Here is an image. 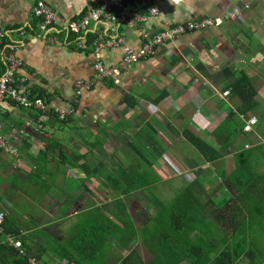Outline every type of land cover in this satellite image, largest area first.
Wrapping results in <instances>:
<instances>
[{
    "label": "crops",
    "instance_id": "0c3cea01",
    "mask_svg": "<svg viewBox=\"0 0 264 264\" xmlns=\"http://www.w3.org/2000/svg\"><path fill=\"white\" fill-rule=\"evenodd\" d=\"M106 1L46 0L55 12L68 21L78 20L90 8L98 7ZM35 3L36 0H0V19L8 30L7 43L17 45V55L25 62L19 75L27 78L34 94H45L50 96L51 104L67 107L75 81L80 78H93L91 67L97 57L108 65H115L121 60L123 52L122 49H106L97 56L90 46L78 48L75 39L68 40L69 36H74H67L65 33L60 34L57 44L46 42L40 37L38 19L33 14ZM247 4L249 9L236 22L181 36L173 43L160 46L154 55L132 66L124 75L121 85L111 82L97 83L80 100V109L85 116H75L68 124H61L52 115H40L37 119L38 112L6 103L0 111V134L24 150L23 164L32 168L36 154L45 146L42 136L55 139L61 144V148L73 147L81 152L89 149L90 143L101 137L103 147L98 153L110 151L112 161L125 158H122L120 152L123 147L111 146V140L115 137L140 145L141 141L151 139L165 151L161 159L155 157L154 171L162 177L161 173H164L158 165L162 161L165 162V167H173L169 152L186 143L182 135L185 128L193 126L198 135L206 130L215 132L220 129L219 124L237 110L236 100L230 94L223 95L232 81V78L225 76L224 70L244 71L251 76L258 89L259 106L247 115L236 112L232 119L237 116L244 127L249 117L257 116L258 123L251 132L245 133L241 126L235 132L236 138L251 135L252 148L247 149V145L241 148L236 140L233 144L232 139L229 143H213L221 151L223 159L209 164L189 145L187 150L192 149L190 151L194 156V168L192 172L189 171L190 176H181L189 180L198 176L209 184L208 190L211 192L214 180L233 174L240 163L251 168V172H261L260 175H264V170L255 172L252 163L254 160L264 159V0H129L126 10L119 15L118 33L129 46L139 48L145 33L152 34L168 26L206 16L221 17ZM149 6L157 7L158 15H150L146 10ZM22 30L25 31L24 35L20 34ZM90 32L96 38H106L108 26L94 23L90 26ZM165 92L168 96L157 103V98ZM129 95L136 100V107L133 109L125 103V97ZM47 99L44 98L45 101ZM145 116L148 118L145 119ZM76 117L82 125L78 124L79 127L75 128L72 124ZM38 120L43 134L37 133L38 136L32 135L30 138L18 137L17 131L20 128L28 122L35 125ZM133 122H137V125ZM147 122H153L155 130L153 133L148 130L147 134H143L141 131L145 130ZM205 122L209 123L208 127L214 124L212 130L204 128ZM257 125L258 129L255 130ZM174 144L178 147L173 146ZM24 145L30 146L28 150ZM240 156L244 158H239ZM182 157L185 159V156ZM97 158L98 156L89 161L94 169L92 174L85 176L83 173L77 176L79 165L83 161L76 163L69 157L65 166L64 184L75 191L78 184L74 187L71 183L84 179L95 181L92 175L96 173L97 176L99 162L111 164L105 157L95 161ZM171 173L172 177H177L172 170ZM86 186L90 188L89 185ZM91 191L93 192L92 189ZM254 195L256 198L260 196L258 192ZM144 208L148 209L147 206ZM263 225L264 222H261L257 227L264 234ZM257 227L255 231H258ZM248 263L247 259L242 264Z\"/></svg>",
    "mask_w": 264,
    "mask_h": 264
},
{
    "label": "trees",
    "instance_id": "16d2710c",
    "mask_svg": "<svg viewBox=\"0 0 264 264\" xmlns=\"http://www.w3.org/2000/svg\"><path fill=\"white\" fill-rule=\"evenodd\" d=\"M71 39H75V36L68 37V40ZM95 39V36L89 34L86 45H91ZM2 73L3 70H0V76ZM224 74L227 78H232L228 91L238 102L237 110L227 118H233L236 112L250 114L259 106L258 89L253 79L244 71L232 72L225 69ZM34 95L48 98L46 102L50 103V96ZM167 96L166 92L163 93L157 98V103ZM135 102L133 96L125 97V103L131 109L136 107ZM40 115L42 114L38 113L36 118ZM76 116H85L80 103L77 105ZM54 117L63 125L70 123L73 118L61 121L57 116ZM153 122H147L145 130L141 132L147 134L146 131L151 130L153 133ZM194 129L192 126L183 130V138L190 147L206 163L214 164L222 160L221 151ZM35 135L38 136L36 133ZM223 136V140H218L219 144L228 140V135ZM42 138L45 146L36 154L34 168L28 171L11 164L16 173L8 184L9 188L14 189L12 196L15 192H24L28 196L29 200L22 195L25 203L34 210L36 217L27 218L33 219L34 225L20 220L14 207L7 204V191L2 189L3 182H0V216L4 217V233H0V264H30V258L45 264H61L63 261H67V264H115L113 257L122 259L123 264H242L247 259L248 264H264V261H259L263 256L262 252L252 248L248 235V226L264 222V175L251 172V168L245 164L240 163L233 174L220 178V183L211 192L208 190L209 184L198 176L192 180L184 179L182 190L173 199L167 200L158 194V186L164 181L154 171L155 157L161 159L165 151L151 139L145 138L146 150L128 142L126 146L129 151L125 156L127 161L125 158L113 160L111 164L101 161L96 168L101 186L112 198L110 202L97 204L89 198L82 202L83 207L77 212L74 209L78 200L65 193V166L69 157L76 163L84 160L82 172L85 176L92 174L94 169L89 161L97 157L99 149L103 147L101 137H97L90 143L89 149L83 152L61 148V144L55 139L45 136ZM24 147L28 150L30 146ZM0 168L5 169L6 164L2 162ZM62 174L64 177L60 183L64 190L56 180ZM85 180L80 181L77 189L93 193L86 186ZM223 187L233 195L227 202L221 203L217 201L216 194ZM257 192L260 195L258 198L254 195ZM18 195L21 194L10 199L13 204L20 203ZM46 196L61 201L56 216L67 219L70 214V217L76 218L64 240L53 238L47 227L51 226L50 222L56 216H45L46 221L38 220L42 213L37 215L40 211L37 208V204L40 205L38 200ZM63 197L65 198L61 200ZM139 199L146 200L151 209L142 206L132 212V205ZM5 234H11L22 242L21 250L24 254L6 244ZM135 239H138L139 247L144 248L151 259L143 260L141 251L133 245ZM117 245L126 251L124 258L116 250Z\"/></svg>",
    "mask_w": 264,
    "mask_h": 264
},
{
    "label": "built area",
    "instance_id": "2783aa9c",
    "mask_svg": "<svg viewBox=\"0 0 264 264\" xmlns=\"http://www.w3.org/2000/svg\"><path fill=\"white\" fill-rule=\"evenodd\" d=\"M129 0H107L98 7L90 8L85 15L78 20H66L46 2V0H36L33 7V14L38 19L40 37L51 44L59 43V36L62 33L75 36V45L80 48H92L97 56L103 50L122 49V57L119 63L115 65L106 64L101 58L92 64L93 78L77 79L73 86L71 101L67 107H58L47 103L43 98L33 94L28 80L25 76L19 75L25 62L17 55V45L7 43L8 30L0 19V70H3L0 76V111L3 106L12 102L17 107L33 110L42 115L57 116L59 120L65 121L77 115V105L81 98L92 91L97 83L111 82L114 85H121L124 75L135 64L148 59L154 55L156 50L163 45L175 42L181 36L193 35L197 32L205 31L209 28H220L226 23L240 20L249 5L242 8L229 11L221 17L206 16L194 21L182 22L168 26L155 33H145L142 35V43L139 48H133L126 43L124 37L118 33V18L126 10ZM148 13L152 16L158 15L157 7L149 6ZM94 23H104L108 26L106 38H96L91 45H86V38L90 32V26ZM21 35L25 31H20ZM224 96L229 95L225 91ZM258 123L257 116L249 117L243 127L245 133L252 131L253 126ZM42 133V126L38 120L35 125L28 122L24 127L17 131L19 136L30 138L32 135ZM247 147V146H246ZM0 154L20 160L22 153L7 137L0 134ZM4 217L0 216V233H4ZM5 242L8 246L21 250L22 242L15 239L11 234H5ZM21 253L24 254L23 250ZM30 264H45L35 258L29 259ZM61 264H67L63 261Z\"/></svg>",
    "mask_w": 264,
    "mask_h": 264
},
{
    "label": "rangeland",
    "instance_id": "374dc122",
    "mask_svg": "<svg viewBox=\"0 0 264 264\" xmlns=\"http://www.w3.org/2000/svg\"><path fill=\"white\" fill-rule=\"evenodd\" d=\"M237 104H238V102L236 101L235 105H237ZM147 118L148 117L145 116V119H147ZM232 121H233V123H232ZM78 124H80V120L78 117H76L72 126L76 128V127H79ZM133 124L137 125V122H133ZM80 125H82V124H80ZM204 125H205L204 128L205 129L209 128V130H212V128L214 127V124H211L208 127V125H209L208 122H205ZM219 125H221V127H219L220 129H217V131L213 132L214 131L213 130L211 133L208 132V130L202 131L203 134L201 136L206 137L207 141L211 144H213V143L216 144V142L219 144L218 140L219 139L223 140V138H224L223 135H228V140H226L225 143H229L230 140L232 139L234 141L233 144H235V140H236L237 144L242 146L241 148H244L247 145V149H249L250 145L252 146L253 141H252L251 135H246V136H248L246 138H245V135L241 136L240 138L239 137L236 138L237 133H235V132L238 129V127L241 126V120L237 116L235 117V119L227 118L226 121L222 122V124H219ZM242 127L243 126H241V128ZM254 129L255 130L258 129V125L256 127H254ZM74 131H77V130L74 129ZM79 132L81 133L80 130H79ZM18 137L20 138L21 136H18ZM127 138H130V137H127ZM246 139H248V140L246 141ZM232 140H231V142H232ZM126 141L127 140L125 138L121 139L119 137L118 138L115 137L113 140H111V146L115 145L116 147H119V146L123 147L120 151L122 153L121 154L122 158H123V156H127L128 155L127 152L129 151L127 149L126 144H125L128 141L127 142ZM130 141L131 140H129V142ZM132 143H134V142H132ZM144 143L146 144L145 140L141 141V145L139 143H136V144L134 143V144L138 145L140 148H143L144 150H146L145 149L146 146ZM173 146L178 147L176 144H174ZM179 148L177 150L174 149V150L169 152L170 158L172 159V165H173V167L172 168L170 167V168H171L172 172H174L177 175V177H172V173H171L170 168L165 167L166 166L165 162L161 161L158 165V168L161 169L164 173V174L161 173L162 179L164 178L163 179L164 183L162 185L159 184V186H158L159 187V193L158 194L162 198L167 199V200L173 199L178 194V192H180L182 190L185 177H183L181 175L185 174L187 176V174H189V176H190V172H192V169L194 168V166H193L194 162L192 160L194 158V156L192 155V152L190 151L192 149H189V151L187 150L189 148V144L186 142L183 146L180 145ZM19 149L22 153L21 154L22 157L20 158V160L22 162L20 160L17 161L14 158L6 157V156H3L2 154H0V156H1L0 157V164L2 162H4L7 165V167L5 169L0 168V182H3L2 183L3 184L2 189L7 191L6 192V199H5L7 204L11 207H14V210L16 211V215L19 216L20 220L24 221L28 225H29L28 222H30L31 224L34 225L35 222L33 221V219H27L28 217L35 216V213H34V210L31 208V206L28 203H25V198L22 195L27 196L26 193H24V192H21V193L15 192L14 193L15 195L21 194V195H18V198L20 200L19 204L18 203L13 204V202L10 200V199L13 200V198H16L15 195L12 196L14 189L8 187L10 180L12 179L14 174L16 173L14 171L15 168H12L11 164H14V165L16 164L19 167H22L28 171H31V169H30L31 166L26 167L23 164L24 163V157H25V155H24L25 152H23L24 150H22L21 148H19ZM68 149L71 151H77L73 147H68ZM105 152H106V155H105ZM105 152L102 151L101 154L98 153V158L95 159V161L99 160L100 158L105 157L106 159L110 160V162H112V160H111L112 157L110 158V156H111L110 151L108 152V150H106ZM33 154H36V152ZM150 154H151V152H150ZM182 156H185V159H183ZM125 160L127 161V158H125ZM82 161H83L82 163H84V160H82ZM252 163H253V170L255 172L259 173L260 171L264 170V159L260 158V159L254 160ZM92 164L94 165L95 163H92ZM81 165L82 164L79 165V169H78L79 173H77V176L83 174L82 169H81ZM260 167H262V168H260ZM193 171L196 173L195 170H193ZM260 174H261V172H260ZM73 175H74V173L71 172L72 177H74ZM92 176L91 177L94 178L95 181L91 180L89 182L88 180H85V183H86V185H89L90 188L93 190L94 194L91 193L93 195V197L90 196L87 192H82L81 189L76 188L75 191H72L71 190L72 187H70V186L67 187L64 184L66 186L65 187V193L67 195L71 196L72 198H75L76 200H78L75 204V209H74L77 212L83 207L82 202L88 201L89 198L94 200V202L97 204H106V203L110 202V199H112L109 197L108 191L107 192L104 191V187L101 186L100 181L97 178V176L96 175H92ZM63 177H64V175L62 174V176L58 177V179H56V180H57L58 184H61V188L64 190L62 183H60V182H62ZM220 181H221V179H218V178L215 179L214 180V186L211 189H214V187H216L220 183ZM77 184H80V182H74V183H71L70 185L76 187ZM29 185H31V183H29ZM231 195L232 194L228 191V189L226 187H223L216 194V196H217L216 199H217V201H219L221 203L227 202L229 200V198L231 197ZM64 198L65 197H63L61 200H63ZM27 199L29 200L28 196H27ZM38 203H40V205L37 204V208L40 211L38 212V214L37 213L36 214L40 215V213L42 212L41 213L42 215L38 216L39 217L38 220L43 219L41 221H46L47 217H45V216H53L54 217L58 214V208H59L61 201H57L53 198L50 199L48 196H46L45 198L39 199ZM46 204H48L49 206H46ZM142 206L143 207L147 206V208L149 210L151 209L149 203L146 200H144V199L140 200L139 199V200L134 202V204L131 207V209H132L131 211L135 212V210L138 207H142ZM133 208H135V209H133ZM74 214H76V213H74ZM41 216H44V217H41ZM75 220H76V218L74 216L70 217V214H69V217H67V219H62V218L56 216V218H54V220L50 222L51 226H47V227L49 228V230H50L49 232L53 238L56 237V238L64 240L69 235V233L72 229L71 225H73V223H74L73 221H75ZM257 226H260V225H257ZM257 226H255V225L248 226V235H249V239H250L252 248L260 250L263 254V256L259 258V260L264 261V234H263V231L258 230ZM31 227H34V226H31ZM36 227L41 228L42 226H36ZM256 227H257V230L259 232L255 231ZM50 238H48V239H50ZM133 245L141 251V254H142L144 261H148L149 259H151V256L146 252V250L144 248L139 247L138 239H135V241L133 242ZM116 250L119 252V254L123 255V258L126 256V251L121 246L117 245ZM214 257H215V254L212 255V258H214ZM112 261H114L115 264H123L122 259L117 260V257H113ZM242 263H244V262H242Z\"/></svg>",
    "mask_w": 264,
    "mask_h": 264
}]
</instances>
